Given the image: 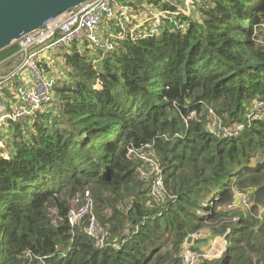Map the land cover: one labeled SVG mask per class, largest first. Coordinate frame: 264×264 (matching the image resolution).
Wrapping results in <instances>:
<instances>
[{"label": "trees", "instance_id": "1", "mask_svg": "<svg viewBox=\"0 0 264 264\" xmlns=\"http://www.w3.org/2000/svg\"><path fill=\"white\" fill-rule=\"evenodd\" d=\"M99 49L74 43L62 56L70 79L54 84L58 104L0 131L11 141L0 154V264H184L200 231L205 245L226 246L199 264H264V112L248 110L264 101V0H206L157 34L127 36L103 58ZM210 107L244 128L215 135ZM131 149L160 163L161 200ZM87 189L109 231L103 247L85 231L88 216L68 221ZM201 241L191 247L204 250Z\"/></svg>", "mask_w": 264, "mask_h": 264}, {"label": "built area", "instance_id": "2", "mask_svg": "<svg viewBox=\"0 0 264 264\" xmlns=\"http://www.w3.org/2000/svg\"><path fill=\"white\" fill-rule=\"evenodd\" d=\"M158 1L173 5L175 10L159 8L150 0L144 17L137 19L134 13L131 14L130 0H89L50 19L42 27L24 34L13 45L17 51L0 61L1 68L6 62L17 59L13 68L0 71V131L5 130L11 122L25 123L38 112L58 104L54 91L55 83L47 78L43 69V63H47L46 55L63 56L74 43L79 45L87 43L91 47L100 48L103 58L115 50L118 41L125 37L130 36L135 40L140 36L157 34L165 19L175 20L176 16L182 14L192 16L198 6L206 0H184L181 5L171 0ZM129 21H131L130 24L124 28L123 23ZM133 21L135 24L131 25ZM181 28H185L184 24ZM256 102H262V106H258L257 103L256 108H264V101ZM213 109L209 108L210 120L206 126L215 135L232 136L244 128L242 123L223 125L220 116L217 118L211 116L215 114ZM252 113L261 115L254 109ZM197 115L196 111L190 114L192 117ZM215 128H219V133L214 131ZM3 140V137H0V154L9 157V151L6 150ZM146 148L151 149V144H147ZM129 153L135 158L147 160V166L141 167L140 172L145 179L150 180L151 194L161 200V195L165 192V183L160 163L151 157L147 150L131 149ZM242 198L243 202L248 201L246 196ZM73 203L75 205L68 213L70 225L75 228L81 224L85 216H88L85 231L100 247H103L107 242L109 231L100 224L94 213L95 200L91 191L87 189L83 196L75 197ZM51 211L53 224H57L60 218L59 213L56 207L51 208ZM262 211H264V205L261 207ZM193 236L198 238L200 235L193 234ZM204 256L205 254L189 247L183 251L184 264H199ZM40 264H47V259L41 257Z\"/></svg>", "mask_w": 264, "mask_h": 264}, {"label": "water", "instance_id": "3", "mask_svg": "<svg viewBox=\"0 0 264 264\" xmlns=\"http://www.w3.org/2000/svg\"><path fill=\"white\" fill-rule=\"evenodd\" d=\"M89 0H0V53L24 34ZM189 237L187 242H191Z\"/></svg>", "mask_w": 264, "mask_h": 264}, {"label": "rangeland", "instance_id": "4", "mask_svg": "<svg viewBox=\"0 0 264 264\" xmlns=\"http://www.w3.org/2000/svg\"><path fill=\"white\" fill-rule=\"evenodd\" d=\"M171 1L178 3L179 5H181L184 2V0H171ZM147 3H150V0H130L129 4L132 6L131 14L134 13L136 15L137 19H139L143 14H145L146 6L148 5ZM130 22L131 21L124 22L123 27L126 28L130 24ZM138 22H139V20H138ZM133 24H135V21H133L131 23V25H133ZM184 26L186 27L185 24H184ZM117 28H120V27H117ZM45 58H46V62H47V67L46 68L43 67V69H44V72L46 73L45 75L47 76L48 79H50L51 81H54V83H56V81H59L58 83H60L61 81H68L70 79V76L68 75V68L65 66V60L63 59L62 56H57V55L55 56L54 54H48L45 56ZM16 63H17L16 58L13 60H10L9 62H6L5 64H3L1 66L0 71L2 72V71L10 70L11 68H13L15 66ZM257 103H258V106H262V104H261L262 102L261 103L260 102L253 103L251 105V108L248 109L250 113L253 112V109L258 114H262L264 112L263 107L256 108ZM253 106H254V108H252ZM213 110H214L215 114L211 115V116L213 118H217L219 116V113L217 112L216 109H213ZM208 130H209V128H208ZM214 131L216 133H219V128H215ZM4 138H6V137H3V139ZM3 142H5L6 150H9V146H10L11 141L10 140H8V141L3 140ZM148 149H150V148H148ZM149 154L151 157L155 158V156L152 154V152H150ZM151 157H150V159H151ZM142 161H144L146 164L147 160L143 158ZM164 183H165V180H164ZM237 196L239 199H242L243 196H247V195L244 193H241V192H237ZM235 204L236 203L232 204L233 208H236L238 206ZM247 204L249 205V201L242 202L241 206L246 208L248 206ZM262 213H264V211L261 212V215H263ZM193 234H199L200 236L198 238H195L193 236ZM193 234L191 236H189L192 238V241L190 243L187 242V244H190V247L189 246H187V247H189L191 249H194L191 247V244L193 245V244H195V242H199V241H201V239L205 238L204 237L205 236L204 231H200V232H196V233L194 232ZM194 239H196V240H194ZM208 243H209V245H207V244L205 245L203 243V241H201L199 243V247L204 249V250L194 249V250H197V251L205 254L203 259H214V258L219 257L221 255V253L223 252V249L225 248L224 246H226L225 239L222 237H220V238L217 237L212 241H208Z\"/></svg>", "mask_w": 264, "mask_h": 264}, {"label": "crops", "instance_id": "5", "mask_svg": "<svg viewBox=\"0 0 264 264\" xmlns=\"http://www.w3.org/2000/svg\"><path fill=\"white\" fill-rule=\"evenodd\" d=\"M159 2H160V1H159ZM160 3H161V2H160ZM161 4H162V3H161ZM146 7L148 8V6H146ZM147 8H146V9H147ZM143 17H144V14H143L140 18H143ZM12 47H13V46H12ZM9 49H10V48H9ZM9 49H7V50H9ZM7 50H5V51H3V52H6ZM3 52H1V53H3ZM1 53H0V54H1Z\"/></svg>", "mask_w": 264, "mask_h": 264}]
</instances>
